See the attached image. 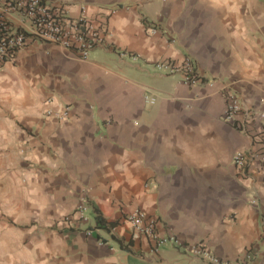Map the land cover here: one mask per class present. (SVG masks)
Masks as SVG:
<instances>
[{
	"label": "crops",
	"instance_id": "crops-1",
	"mask_svg": "<svg viewBox=\"0 0 264 264\" xmlns=\"http://www.w3.org/2000/svg\"><path fill=\"white\" fill-rule=\"evenodd\" d=\"M45 1L104 36L83 60L32 41L0 69V264H202L196 241L264 264V166L231 161L263 120L222 117L224 85L264 112V0ZM183 57L190 85L154 68ZM134 209L179 244L134 231Z\"/></svg>",
	"mask_w": 264,
	"mask_h": 264
},
{
	"label": "built area",
	"instance_id": "built-area-1",
	"mask_svg": "<svg viewBox=\"0 0 264 264\" xmlns=\"http://www.w3.org/2000/svg\"><path fill=\"white\" fill-rule=\"evenodd\" d=\"M103 36L104 32L88 18L82 15L78 18L69 17L61 4H49L45 0H0V69L12 65L17 52L32 41L58 45L83 60L94 47L102 43ZM130 58L135 60L136 57L132 55ZM154 68L164 74H178L180 81L186 85L200 78L189 57H183L180 61L158 60L154 62ZM223 92L225 103L222 117L225 121L246 130L245 119L253 114L263 120L260 129L248 133L251 147L246 151L233 152L232 163L239 169L248 167L254 161L264 166V112L246 108L228 85L223 86ZM145 99L149 103L154 101L153 96H146ZM67 113V106H63L57 116L61 119ZM250 202H255L253 197ZM79 208L84 209V206ZM126 219L134 231L152 239L156 245L179 244L172 234L159 235L155 220L140 209L127 213ZM188 254L199 258L202 264H248L254 257V252L247 250L242 259L231 262L207 250L202 241L190 245Z\"/></svg>",
	"mask_w": 264,
	"mask_h": 264
},
{
	"label": "trees",
	"instance_id": "trees-1",
	"mask_svg": "<svg viewBox=\"0 0 264 264\" xmlns=\"http://www.w3.org/2000/svg\"><path fill=\"white\" fill-rule=\"evenodd\" d=\"M93 212V219H94V225L96 228H103L108 229L109 227L113 226V222H107L99 213L98 209L95 207L91 208Z\"/></svg>",
	"mask_w": 264,
	"mask_h": 264
}]
</instances>
